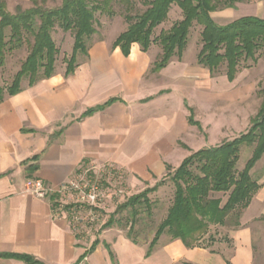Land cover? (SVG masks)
Segmentation results:
<instances>
[{"label":"crops","instance_id":"obj_1","mask_svg":"<svg viewBox=\"0 0 264 264\" xmlns=\"http://www.w3.org/2000/svg\"><path fill=\"white\" fill-rule=\"evenodd\" d=\"M114 40L92 47L71 75L60 69L0 102V264H25L2 255L28 256L40 264H246V245L240 263L238 256L228 261L167 235L147 255L150 242L133 243L115 224L100 227L87 243L66 214L52 207L59 196L38 199L27 190L39 180L56 191L82 170L103 166L141 187L156 183L167 166L176 169L197 150L182 142L196 129L187 121L193 105L183 92L174 104L173 93L181 82L205 101L211 87L204 71L181 58L152 72L156 51L151 56L133 45L124 56L112 47ZM177 150L186 154L173 164Z\"/></svg>","mask_w":264,"mask_h":264},{"label":"trees","instance_id":"obj_2","mask_svg":"<svg viewBox=\"0 0 264 264\" xmlns=\"http://www.w3.org/2000/svg\"><path fill=\"white\" fill-rule=\"evenodd\" d=\"M47 1L29 0L31 7L22 9L17 6L14 14H10L6 10L5 0H0V69L4 66L7 53L27 47V55L10 85L5 88L0 85V102L5 95L17 94L22 82L32 86L37 81L53 76L59 54L52 38L56 28L73 36L71 55L63 59L65 76H68L79 65L77 56L88 55L87 43L96 32L95 14L109 17L114 15L112 5L115 0H61L60 5L53 9L45 7ZM133 1L118 0L125 6L126 28L116 37L112 47L119 48L124 56H128L133 45H137L142 52H148L152 46L158 45L160 54L153 64L152 72L162 70L173 58L181 60L194 24L201 27L200 50L196 62L208 70L211 76L224 65V76L232 83L242 63H256L258 58L264 57V19L243 16L225 25H218L211 17L219 8L234 9L236 4L244 0H139L144 10L138 14L131 13ZM173 5L179 9L181 19L169 30L155 36L154 31L165 22ZM96 110L98 108L85 114ZM189 113L188 124L201 131V126L193 119L191 109ZM243 146H253V151L243 169L237 171ZM263 155L264 90L259 110L250 119L246 132L218 146L191 153L174 170L166 167L167 173L172 171L170 180L174 185L173 199L165 218L154 232L147 255L165 234L172 240H180L185 247L193 248L199 246L202 236L211 225L226 226L232 222L233 228L239 227L243 211L249 207L260 189L250 172ZM158 187L156 184L128 198L116 208L101 229L112 226L116 214L122 210L130 209V215L135 219L137 214L134 208L138 205L149 207L147 195L155 192ZM217 194L227 196L223 204L220 198L213 197ZM57 196L52 194L50 197ZM55 206L56 203L52 205L53 208ZM117 224L120 223L117 221ZM127 228V237L136 243L132 238L133 225ZM2 256L21 260L25 264H40L28 256Z\"/></svg>","mask_w":264,"mask_h":264},{"label":"rangeland","instance_id":"obj_3","mask_svg":"<svg viewBox=\"0 0 264 264\" xmlns=\"http://www.w3.org/2000/svg\"><path fill=\"white\" fill-rule=\"evenodd\" d=\"M5 2L6 10L10 14H14L17 6L22 9L31 7L29 0H5ZM60 2L61 0H48L45 7L53 9L58 7ZM133 5L132 14H138L144 10V6L139 0H134ZM112 10L114 12L112 17L105 14H95L94 28L96 32L87 43L88 51L96 44L102 42L111 44L114 38L125 30V6L115 0ZM243 16H255L264 19V0H244L242 3L236 4L234 9L219 8L211 14L212 19L218 25H225ZM180 19V11L173 5L167 19L154 31V35L157 36L160 32L169 30ZM200 32L201 27L195 24L190 29L182 61L204 71L211 89L206 88L205 101L195 94L191 86L181 82L178 86L179 89L176 88L178 90L173 93L174 104L178 103L177 97L179 93L183 92L188 96L187 104L193 105L194 109L193 119L198 121L201 126V131L196 127L199 132L196 129L191 130L192 136L183 137L182 139L184 144L188 143L192 147L191 152L196 149L198 151L218 146L246 132L250 126V119L259 110L264 90V57L258 58L256 63L250 61L244 65L242 63L239 66V73L232 83H228L225 79L224 65L212 77L209 76L207 70L198 67L196 56L200 50ZM52 38L59 51L55 64V72H57L65 68L63 59L69 58L71 55L73 36L71 33H63L56 28ZM150 51L151 56L153 54L152 51H156L158 55L160 54L158 45L152 46ZM26 55L27 47L6 54L4 66L0 69V85L3 88L10 85L12 77L19 70ZM87 57L88 55H78L77 63L79 65L83 64L87 61ZM176 60V58H173L172 61ZM246 65L249 67L245 68ZM25 84L26 82H22V85ZM252 151L253 146H243L240 149L239 161L236 166L237 171L243 169L244 164L251 157ZM185 154L186 151L177 150L174 154L175 158H172L170 162L177 164L175 160ZM80 173H83L87 178L99 185L104 196L99 208L95 210L96 217L94 221L91 223L82 221L81 226L76 230L77 236L87 243L96 237L99 228L107 222L110 215L115 212L119 205L123 204L131 196L145 189L153 188L156 184L159 185L155 192H150L147 195L149 207L138 205L134 208L137 214L135 219H132L130 215L131 210L126 209L118 212L114 218L120 224L116 225L115 221L113 223L118 228H123L126 233L127 227L133 225L132 238L137 242L148 244L172 203L174 193V185L170 180L172 171L166 172L156 183L141 185V187H133L128 182L126 174L111 166H103L97 168L96 171L85 169ZM250 176L257 181L260 189L253 197L249 207L243 211L240 218V226L233 228L231 226L232 222H229L226 226L211 225L207 233L202 236L198 245L211 250L228 261L231 260V257L238 256L240 263H243L242 260L245 258L243 246L246 245L250 253L246 264H264V155L251 170ZM213 197L220 198L222 204L227 198L226 195L222 194L213 195ZM58 201H62L59 203L64 205L66 197L60 196ZM87 214L88 209L84 207L81 211V216L85 218Z\"/></svg>","mask_w":264,"mask_h":264},{"label":"built area","instance_id":"obj_4","mask_svg":"<svg viewBox=\"0 0 264 264\" xmlns=\"http://www.w3.org/2000/svg\"><path fill=\"white\" fill-rule=\"evenodd\" d=\"M87 173V172H86ZM27 190L36 198L44 199L50 194H57L66 197V203L62 205L58 201L54 207L57 212L66 214L71 229L76 233V230L81 226L82 221L91 223L96 217V209L99 208L103 200L102 189L87 178L83 173L76 175L70 182L61 186L56 191L44 187L42 181H34L28 184ZM88 209V214L84 218L81 216L82 209Z\"/></svg>","mask_w":264,"mask_h":264}]
</instances>
